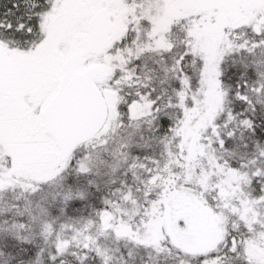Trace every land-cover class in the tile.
Wrapping results in <instances>:
<instances>
[{
	"label": "snow or ice",
	"instance_id": "1",
	"mask_svg": "<svg viewBox=\"0 0 264 264\" xmlns=\"http://www.w3.org/2000/svg\"><path fill=\"white\" fill-rule=\"evenodd\" d=\"M0 264H264V0H0Z\"/></svg>",
	"mask_w": 264,
	"mask_h": 264
}]
</instances>
